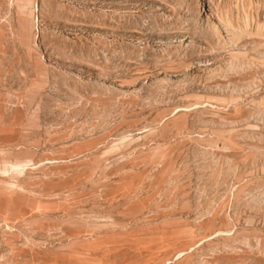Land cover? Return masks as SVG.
<instances>
[{
  "label": "rangeland",
  "instance_id": "1",
  "mask_svg": "<svg viewBox=\"0 0 264 264\" xmlns=\"http://www.w3.org/2000/svg\"><path fill=\"white\" fill-rule=\"evenodd\" d=\"M0 264H264V0H0Z\"/></svg>",
  "mask_w": 264,
  "mask_h": 264
}]
</instances>
